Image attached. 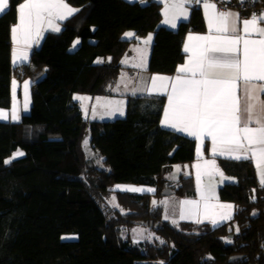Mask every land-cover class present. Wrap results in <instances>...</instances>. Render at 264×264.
<instances>
[{"label":"trees","instance_id":"1","mask_svg":"<svg viewBox=\"0 0 264 264\" xmlns=\"http://www.w3.org/2000/svg\"><path fill=\"white\" fill-rule=\"evenodd\" d=\"M24 1L10 0L0 16V109L12 106L14 79H29L33 90L29 113L0 120V264H264V185L252 160L218 157L235 178L219 188L234 206L230 221L164 220L153 205L164 189L197 195L194 176L172 178L174 165L196 159V140L162 127L166 98L130 95L127 115L110 121L86 118L73 100L114 94L123 59L149 32L147 71L174 74L186 33L206 29L201 8L173 30L162 24L158 0H66L79 11L60 33L45 35L28 63L14 65L11 29ZM127 30L135 37H124ZM138 225L161 238L136 240L130 232Z\"/></svg>","mask_w":264,"mask_h":264},{"label":"snow or ice","instance_id":"2","mask_svg":"<svg viewBox=\"0 0 264 264\" xmlns=\"http://www.w3.org/2000/svg\"><path fill=\"white\" fill-rule=\"evenodd\" d=\"M187 2L188 0H173L171 4L165 2L164 23L175 28L177 19H186L188 11L185 4ZM244 2L245 0H240L241 4ZM248 2L254 3L255 0H248ZM203 7L209 35H189L187 39L190 43L184 45V51L189 53L188 60L177 68V75L174 78L153 75L150 77L151 88L146 91L157 95L167 93L168 103L164 109L162 126L187 133L197 139L210 138L214 155L218 154L228 159L254 161L261 184L264 185V102L258 100V93H264V84L257 88L252 83L264 82V27L259 26L264 23V10L260 13L253 12L249 18L241 20L239 12L218 10L215 3H204ZM7 8L8 0H0V13L5 12ZM170 8L178 10L173 12L171 17H169ZM209 9L212 11L209 12ZM78 11L79 9L70 7L66 0H25L19 5V22L11 29L12 39L18 46L21 43L25 47L33 42L39 43L44 24L53 31L59 32L61 29L56 21H63ZM238 24H242L244 35L237 34L240 31ZM213 32L217 35H212ZM252 34H257L260 38L249 39L248 37ZM150 41L151 34L144 43L147 45ZM192 41L204 43L193 44ZM78 43L79 40L74 41L73 47ZM27 60L26 51L19 47L13 50L14 64L23 65ZM133 66L144 67L143 54L141 63ZM157 81L160 82L159 85ZM169 81H171L170 92L168 91ZM238 82L244 83L245 92L250 101L243 109L240 107L237 96ZM28 84L29 81L24 82L26 94ZM15 85L16 81L13 80L14 88ZM249 85L251 87H248ZM258 106L259 110H257ZM26 108L27 104H25ZM7 118V114L0 110V119ZM19 118L13 110L11 119L18 121ZM251 123H255L256 127H250ZM22 155L23 153L20 152L14 154L10 160L5 161V164L10 163L15 156ZM205 163L215 167V161ZM195 167L199 169L200 165ZM197 180L199 181V172ZM116 187L122 191H154V189L129 186ZM201 195L203 197V193ZM181 203L190 206L182 207L181 219L199 217L200 211L196 201ZM218 207L229 210L221 215V220L231 219L233 205L220 204ZM203 216L213 225L218 223L209 215L207 204ZM201 222V219H196V223ZM236 231L239 229L237 228Z\"/></svg>","mask_w":264,"mask_h":264},{"label":"crops","instance_id":"3","mask_svg":"<svg viewBox=\"0 0 264 264\" xmlns=\"http://www.w3.org/2000/svg\"><path fill=\"white\" fill-rule=\"evenodd\" d=\"M126 1H128V2H139V1H141L142 3L147 2V0H126ZM158 1H160L162 3V6H163V8H162V13H163L162 24L165 25L166 27L170 28V29H173V30L178 29L181 22L187 21L190 18L192 7H200L201 8L204 19H205V23H206V29L204 31H189V32H187L185 37H184V41H183V51H184V45L186 43H190L187 39V37L189 35H192V36L209 35V30H208V26H207V18L205 15V9L203 7L204 3H215L217 5L218 10L239 12L241 20L247 19L251 15V14L250 15L244 14L238 6L232 5V2H235L238 4V3H240V0H235V1H232V0H188V2L185 4V7L187 8V11H188L187 18L186 19L185 18L177 19L175 21L176 27L173 28L170 25L164 23V20H165V16H164L165 2L171 4V3H173V0H158ZM247 1L248 0H245V2H247ZM24 2H22V3H24ZM9 5H10V0H8V8H9ZM69 6L72 7L70 4H69ZM8 8L5 10V12L8 10ZM262 10H264V8H262L258 13H260ZM176 11H178V10L170 8L169 9V17H171L173 15V12H176ZM208 11L211 12L212 10L209 9ZM5 12L0 13V16L2 14H4ZM18 17H19V6H18ZM65 20H63V21L57 20L56 23L59 25L60 28H62V25L64 27V21ZM18 22H19V20L17 18V21H16V23H14V25L18 24ZM259 26L264 27V23H261ZM237 27H238V29H240V31L237 34L244 35V33L242 32V27H243L242 24H238ZM48 32H53V30L47 24H44L42 34L39 38V43H34V42L30 43V45L28 47H25L23 43H21L18 46L12 39V42H13L12 63H13V50L18 48V47L27 52L28 60L25 63H28L30 61V58H31L33 51L39 46L42 39L44 38V36ZM126 33H130V32L126 31L124 33V36H126L125 35ZM211 34L214 36L217 35V33H215V32H213ZM132 38H134V37H132ZM248 38L249 39H259L260 37L257 34H252ZM153 41L154 40L151 39L150 43L147 44V45H149L148 50L146 51L148 53V60H149V56L151 53V46H152L151 44H153ZM191 43L195 44V43H204V42L192 41ZM184 53H185V59L182 63H180V65H183L188 60L189 53H187L185 51H184ZM14 65H20V64H14ZM147 67H148V63L146 65L145 69L143 70V72L141 73V76L139 77V79L137 81L136 87L138 88L139 92L141 93V94L139 93L141 96L155 95V96H164L166 98L164 108H163V112H162V117H161V121H162L164 118V109L167 107V103H168L167 93L162 94V95L150 94L146 91V89L151 88L150 77H152L153 75H162V76L174 78L177 75V71L174 74L150 73L147 71ZM14 80L16 81V85L14 88L13 83H12V106L8 110L0 109L4 113L7 114L8 118L7 119H0V120H9V119L12 120L11 114H12L13 110H15L17 115H19V117H20V110L23 109L22 114H24V112H25L23 106H25V104H27L29 107L31 106L32 93L33 92L32 93L30 92V88H31L32 84L31 85L28 84L27 94H26L25 88H24V82L29 81V79H24V80L14 79ZM252 83H254L257 88H259L261 84H264V82H262V81H254ZM157 84L159 85L160 82L157 81ZM168 85H169L168 91L170 92L171 91V81L168 82ZM248 87H251V85H249ZM30 93H31V95H30ZM237 96L239 99L240 107H241V109H243L246 106V104L250 102L247 98V94L245 92V85L243 82H238ZM258 100L264 102V93H258ZM257 110H259V106L257 107ZM243 118L244 117L242 116V120H243ZM241 126H243V124H241ZM249 126L250 127H256L255 123H251ZM162 127H164V126H162ZM164 128L173 130V129L168 128V127H164ZM173 131H175V130H173ZM175 132L183 134L187 137H190V138L196 140V159L193 162L184 164V165H188V168H187V171L185 173H181V174H184V176H194V180H195L194 185L196 188L197 195L196 196H181V198H182L181 202H183V201H196L198 204V207H199V211H200L199 217H191V218L181 219L180 218V212H181L182 207L188 208L190 206L189 205H182V203L180 202L179 203V211H178V221H186V222H195L196 223V219L199 218L202 220L201 223H206V224H209L211 226H218L220 224H223V223L230 221L233 217V214H234V206L231 209V219H228V220H221L220 217L222 214L227 213L229 210L228 209H222V208L218 207V205H220V204H231L230 202L222 201L220 199V196H219V188L223 185V183L234 180L232 177L222 173L220 163L218 161V157H222V158H226V157L218 155V154L217 155L213 154L212 142H211V139L208 137H205L203 140H201V139H197L191 135H188L187 133H184V132H179V131H175ZM206 161H208V162L215 161V167H213L211 164H206L205 163ZM252 162L254 163V161H252ZM196 165H200L199 169H197V167H195ZM254 165H255V163H254ZM198 172H199V181L197 180V173ZM221 173H222V175H221ZM257 173H258V170H257ZM181 174H175V176L173 178L177 180ZM258 178L260 180L259 174H258ZM209 181H212V182H209ZM213 181H215V182H213ZM208 183L211 184L212 188L209 187ZM201 193H203V197H202ZM183 199H186V200H183ZM206 204L208 206L209 215L218 221V223H216L215 225H213L209 219H204L203 213H204ZM231 205H233V204H231Z\"/></svg>","mask_w":264,"mask_h":264},{"label":"rangeland","instance_id":"4","mask_svg":"<svg viewBox=\"0 0 264 264\" xmlns=\"http://www.w3.org/2000/svg\"><path fill=\"white\" fill-rule=\"evenodd\" d=\"M59 32L53 31L55 33H60L64 27L62 25V28ZM127 32L132 33L131 36H124L127 38L135 37V31L134 30H127ZM151 34V39L154 40L155 33L149 32ZM149 34H146L142 37H140L139 42H135L132 45V53L127 55L123 61L122 65L124 68L122 69L120 80L117 82L116 85H114L113 91L114 94L109 96H101V95H91L88 93H74L73 100L78 103L80 106L83 115L86 118H90L92 120H102V121H110L117 118H123L127 115L128 111V105H129V97L132 96H139L141 93L139 92L138 88L136 87L137 81L139 77L141 76V73L145 69L147 63H148V53L146 52L148 50V46L144 43V40L149 36ZM45 37V36H44ZM44 38L42 39L41 43L36 49H39L43 43ZM76 40H79V43L73 47V44L71 45V50L77 49L79 44L81 43V38L76 37ZM74 43V42H73ZM152 45V44H151ZM152 49V46H151ZM143 54V63L144 67H134L133 65L140 64L141 58ZM103 60V59H99ZM29 84H32V81L29 80ZM29 85V86H30ZM30 92L32 93L33 90L30 88ZM135 92V95L133 93ZM30 93V95H31ZM140 93V94H139ZM120 102V103H117ZM24 108V113L30 112V107L27 105V108ZM119 109V111H118ZM23 113V109L20 110V116ZM122 113V114H121ZM20 153H23L22 151H19ZM188 165L184 164H178L173 166V172L172 176L174 177L175 174H181L185 173L187 171ZM172 177V178H173ZM235 181V178L232 177ZM212 182V181H209ZM215 182V181H213ZM209 184V183H208ZM224 184V183H223ZM209 187L212 188L211 184H209ZM139 188V187H136ZM182 198L179 196V194H176L175 192H170L167 194H162L159 196L154 197L153 199V205L162 207L163 209V219L164 220H170L172 222H178V211H179V203L181 202ZM186 200V199H183ZM167 217V219H165ZM131 235L136 240H145V239H160L161 237L156 234L153 230H151L149 227H146L144 225H138L134 227L131 230ZM63 237H77L76 234H66ZM73 239V238H72Z\"/></svg>","mask_w":264,"mask_h":264},{"label":"built area","instance_id":"5","mask_svg":"<svg viewBox=\"0 0 264 264\" xmlns=\"http://www.w3.org/2000/svg\"><path fill=\"white\" fill-rule=\"evenodd\" d=\"M232 5L233 6H238L240 9H241V11L243 10V9H245L247 6H249V5H251V6H253L254 7V11L253 12H255V13H258L262 8H264V5L261 7V8H257V7H255V4L254 3H250V2H244L243 4H241V3H235V2H232Z\"/></svg>","mask_w":264,"mask_h":264},{"label":"water","instance_id":"6","mask_svg":"<svg viewBox=\"0 0 264 264\" xmlns=\"http://www.w3.org/2000/svg\"><path fill=\"white\" fill-rule=\"evenodd\" d=\"M170 192H172V190L169 189V188H167V189H164V191H163L162 193H163V194H167V193H170Z\"/></svg>","mask_w":264,"mask_h":264}]
</instances>
